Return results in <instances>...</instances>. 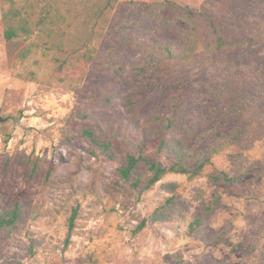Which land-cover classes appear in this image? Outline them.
<instances>
[{"label":"rangeland","instance_id":"374dc122","mask_svg":"<svg viewBox=\"0 0 264 264\" xmlns=\"http://www.w3.org/2000/svg\"><path fill=\"white\" fill-rule=\"evenodd\" d=\"M172 1L208 9L223 23L231 13L232 32L251 40L219 51L197 15L180 16L163 0H119L115 24L136 22L124 34L91 38L92 24L65 28L64 38L80 44L74 56L86 45L106 59L58 70L55 58L66 53L48 50L39 33L4 39L0 0V112L8 118L0 122V213L20 206L19 221L0 233V264H264V0ZM163 42L195 44V57L151 61L138 77L137 64ZM232 85L241 95L233 119L249 126L239 144H227L193 179L168 173L141 193L118 184V167L137 154L140 140L143 155L162 165L171 155L158 151L161 140L206 149L196 137L218 120L219 93ZM160 110L176 118L170 129L152 123ZM80 126L109 142L114 159L82 137ZM222 170L240 183L209 178ZM137 174L146 180L142 163ZM208 205L204 235L189 236V222Z\"/></svg>","mask_w":264,"mask_h":264},{"label":"trees","instance_id":"16d2710c","mask_svg":"<svg viewBox=\"0 0 264 264\" xmlns=\"http://www.w3.org/2000/svg\"><path fill=\"white\" fill-rule=\"evenodd\" d=\"M5 7L3 8L1 19L3 23V37L6 41H10L20 36H31L34 33H39L46 38L45 45L49 50L56 47L60 51L66 53L63 59L55 58L58 70L75 68L78 61L83 62H100L106 59L99 52L89 50L86 45H82L84 51L78 56H74L77 52L76 42L72 39L67 41L64 38L65 28L76 24L80 25L92 24V30L89 37L91 38H106L108 36H117L124 34L125 31L131 29L135 25V21H127L125 18H120L115 24L113 18V10L119 6V0H1ZM222 3H227L225 0ZM161 5L169 8L171 11L178 13L180 16L197 15L206 23L207 30L213 37L215 49L219 51L230 50L234 47L241 48L245 40H251L250 37L245 39L236 36L233 29L238 27V24L227 21L231 20V13L227 21L220 22L212 11L203 9L197 12L191 10L188 6H182L172 0H163ZM146 7H150L147 4ZM233 17V16H232ZM233 19V18H232ZM233 21V20H232ZM238 23V22H237ZM96 27V28H95ZM76 37V36H75ZM152 54L146 58L142 64H137V76L139 77L147 66H152L151 61H160L161 59L173 61H188L195 57L196 45L180 47L177 44L160 43L151 45ZM142 72V73H141ZM108 101L110 98H102ZM126 103L133 104L131 98L125 99ZM219 105L217 112L213 113V117L217 116L218 120L214 123L204 124L203 129L197 135V144L205 143L204 148L195 150L194 147L187 145L184 140L171 139L170 141L161 140L158 145V151L166 149L170 152L171 162L169 165H162L156 160H150L142 153V141L140 140L136 146L137 154H129L123 164L118 167V184H129L132 189L139 188V193L149 189L160 181L168 173H179L187 176L188 179H193L202 174L205 167L211 163L213 156L221 152L227 144H239L242 137L247 133L248 124L240 125L234 121L233 116L236 111L234 108L240 104L241 95L239 89L234 87L227 88L223 93H219ZM176 107V103L172 102V107ZM177 109L180 106L176 107ZM218 109H221L220 113ZM194 111H197L195 108ZM162 111H158L153 115L152 123L159 124L164 130L170 129L176 122V118L165 116L162 118ZM182 119L185 118L181 116ZM162 119V121H158ZM225 125L229 127L226 128ZM153 130L150 129L146 133L148 136H153ZM79 132L82 137L96 146L100 152L108 159H114V152L110 150L111 144L105 143L98 139L96 132L88 126H80ZM215 138V139H214ZM218 138L224 140L217 143ZM144 165L146 180L143 182L142 175L137 174L138 165ZM209 178L214 182L229 183L237 185L240 183L238 175H230L227 171L222 170L212 174ZM174 186V184H170ZM212 209L208 205L203 212L196 214L188 224L187 234L192 237L204 235L202 231L204 215ZM76 213H73L67 222L66 241L71 236V231L74 227V219ZM20 219V206L17 202L15 206L7 211L0 213V233L6 228H12ZM145 220L137 226V231L143 227ZM176 264H183L178 260Z\"/></svg>","mask_w":264,"mask_h":264},{"label":"water","instance_id":"95a60500","mask_svg":"<svg viewBox=\"0 0 264 264\" xmlns=\"http://www.w3.org/2000/svg\"><path fill=\"white\" fill-rule=\"evenodd\" d=\"M8 118L7 117H3L1 112H0V122L2 121H6Z\"/></svg>","mask_w":264,"mask_h":264}]
</instances>
